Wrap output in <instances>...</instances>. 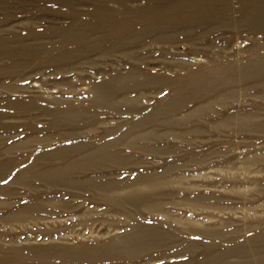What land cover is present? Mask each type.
I'll use <instances>...</instances> for the list:
<instances>
[{
    "label": "rangeland",
    "instance_id": "374dc122",
    "mask_svg": "<svg viewBox=\"0 0 264 264\" xmlns=\"http://www.w3.org/2000/svg\"><path fill=\"white\" fill-rule=\"evenodd\" d=\"M0 177V264H264V0H0Z\"/></svg>",
    "mask_w": 264,
    "mask_h": 264
},
{
    "label": "bare ground",
    "instance_id": "6f19581e",
    "mask_svg": "<svg viewBox=\"0 0 264 264\" xmlns=\"http://www.w3.org/2000/svg\"><path fill=\"white\" fill-rule=\"evenodd\" d=\"M168 2V1H167ZM128 3V2H127ZM122 4V3H121ZM188 10V9H187ZM228 10V9H227ZM177 11V10H176ZM250 16V15H249ZM249 16L247 15V17L249 18ZM251 17H253L252 15H251ZM250 17V18H251ZM196 18V17H195ZM255 18V17H254ZM253 18V19H254ZM217 19V18H216ZM252 19V18H251ZM250 19V20H251ZM250 20H248L247 19V21H249V22H251ZM257 20V19H256ZM254 21V20H253ZM256 22V21H255ZM255 22H252V23H254V25L256 24ZM148 23V22H147ZM258 23V22H257ZM190 24H191V22H190ZM164 25V24H163ZM183 25H186V24H183ZM159 33V32H158ZM123 102V101H122ZM79 148V147H78ZM75 151V150H74ZM99 153V154H98ZM96 154H98L97 156H96ZM74 156V155H73ZM40 157V156H39ZM48 157V156H47ZM52 157V156H51ZM72 157V156H71ZM74 157H78V156H74ZM88 157L89 158H86V159H83V160H80V161H74V162H71V163H68L67 165H65L63 168H61V166H60V168L61 169H56V168H53V169H48V170H45L44 171V175L46 176V178H48L49 180H53L55 177H57L58 175H61V174H65L66 172L67 173H70V171H74V170H77V169H80V168H83V167H85V166H90V165H101V164H103L104 162H106L109 158L110 159H113V157L111 156V155H107V154H105V153H100L99 151L98 152H96V153H92V154H90V155H88ZM56 158V157H55ZM39 159V158H38ZM47 159V158H46ZM36 160H37V158H36ZM40 160H42L41 158H40ZM55 160H57V159H55ZM59 160V159H58ZM71 159H69L68 161H70ZM50 161H52V160H50ZM67 161V162H68ZM125 161V160H124ZM35 162V161H34ZM65 162V161H64ZM63 164V163H62ZM15 165V164H14ZM13 166V165H12ZM48 166V165H47ZM51 167H52V165H51ZM56 167V166H55ZM87 169V168H86ZM39 170V169H38ZM94 171V170H93ZM27 173V172H26ZM25 173V174H26ZM22 174V173H21ZM30 177V176H29ZM1 178V177H0ZM62 179V178H61ZM72 179V178H71ZM84 179V178H83ZM86 180V179H85ZM94 182H97V181H94ZM22 185V184H21ZM31 185V184H30ZM99 186V185H98ZM26 187V186H25ZM99 188H101V187H99ZM102 190V189H101ZM98 191V190H97ZM111 192V191H110ZM131 192V191H130ZM133 196V195H132ZM125 197H123V199H124ZM132 198V197H131ZM130 199V198H129ZM122 200V199H121ZM143 206V205H142ZM30 209H28V211H29ZM32 210H34V209H32ZM29 215V214H28ZM27 215V216H28ZM9 218H7V219H10V216H8ZM17 217V216H16ZM18 218H19V216H18ZM29 218V217H28ZM14 220H16L17 218H13ZM27 219V218H26ZM64 254V253H63ZM67 254V253H66ZM251 256V255H250ZM43 260H45V259H43ZM94 261V260H93ZM5 262V261H4ZM91 262V261H90ZM254 263V262H253ZM41 264H43V263H41Z\"/></svg>",
    "mask_w": 264,
    "mask_h": 264
}]
</instances>
